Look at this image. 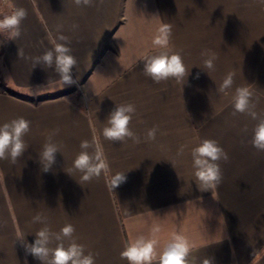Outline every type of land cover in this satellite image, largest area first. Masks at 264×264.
<instances>
[{"label": "crops", "instance_id": "1", "mask_svg": "<svg viewBox=\"0 0 264 264\" xmlns=\"http://www.w3.org/2000/svg\"><path fill=\"white\" fill-rule=\"evenodd\" d=\"M7 3L26 9L27 17L16 40L0 33V125L17 117L31 124L24 154L15 164L0 160V264H41L24 247L44 227L33 222L37 213L47 216L54 232L71 223L95 264H128L120 253L141 235H155L159 254L174 234L188 239V259L195 264L204 258L264 264V151L250 143L257 121L234 114L231 103L235 89L248 86L254 110L264 117L261 0H218L220 9L180 15L164 14L157 0H104L91 7L72 0ZM162 22L173 26L168 50L180 53L190 69L185 82L157 84L143 74L142 57L161 51L152 41ZM59 34L69 38L77 60L73 83L62 89L54 68H33L31 59L18 55L19 49L24 57L42 55L53 47L49 37ZM206 50L216 54L213 70L204 67ZM230 72L233 85L222 93ZM122 103L135 105L129 127L140 143L102 135ZM153 127L156 139L147 140ZM49 135L61 153L45 172L39 152ZM93 135L110 173L80 184L73 161L81 141L91 142ZM203 139L216 140L229 156L221 161L218 200L210 190L200 191L194 177L191 149ZM116 172H125L126 181L111 191L107 181ZM156 226L160 231L153 234Z\"/></svg>", "mask_w": 264, "mask_h": 264}, {"label": "clouds", "instance_id": "2", "mask_svg": "<svg viewBox=\"0 0 264 264\" xmlns=\"http://www.w3.org/2000/svg\"><path fill=\"white\" fill-rule=\"evenodd\" d=\"M76 6L91 7L97 2L104 0H72ZM27 17L26 9L13 7L10 14L0 18V33H8V40H16L21 36V24ZM172 24L161 23L157 29V34L153 38V45L161 51L154 55H145L143 74L150 77L154 83L174 79L178 83L185 82L189 75V70L180 53L170 52L169 42L172 34ZM53 47L46 50L42 55L36 57H24L19 49L20 58L31 59L35 68L37 65H44L47 68H54L59 75L61 89L65 84L73 83L72 69L77 66L76 58L71 54L72 49L68 46L69 38L59 34L55 38L49 37ZM202 56L204 67L213 70L215 53L205 51ZM233 73H228L219 87V91L226 93V90L233 85ZM91 77L89 78L90 81ZM253 92L250 87L242 86L235 89L232 96V107L235 113H247L256 120L257 123L252 129L251 145L257 151H264V117L258 115L254 110ZM64 99V98H63ZM136 112L132 103L116 104L114 110L109 114L106 125L102 129L104 139L112 142H125L132 139L135 143H140V138L129 127L133 115ZM31 122L24 117H17L9 122L0 125V160H10L15 164L29 147L24 137L30 131ZM158 128L153 127L147 131V140H155ZM185 145H181L179 152L183 154ZM81 151L73 161L72 168L81 174L80 184L99 179L102 174L106 177L110 173V165L104 150L98 140L93 135L92 141L83 140L80 143ZM61 153V145L52 141V135L48 136L47 142L39 152V162L43 171L47 172L55 163L56 153ZM192 167L194 177L200 191H211L214 199L218 198V189L222 182L221 161L228 162L229 156L216 140L203 139L191 149ZM70 174L69 172H67ZM126 181L125 172H116L110 176L107 183L111 191ZM47 216L37 213L33 217L34 223L44 224L35 233L34 243L25 242V251L41 261V264H95L96 257L92 252H87L83 244L76 242L74 236L75 227L71 223L65 224L58 232L52 231L47 226ZM160 231L159 226L153 229V234ZM18 239L24 236L18 234ZM67 241V244L65 243ZM55 243V247H52ZM159 241L153 235L147 238L143 235L128 241L120 253L121 259L127 260L128 264H195V261L188 259L192 245L188 239L180 234H174L167 242L163 250L157 254ZM202 264H212L210 258H204Z\"/></svg>", "mask_w": 264, "mask_h": 264}, {"label": "rangeland", "instance_id": "3", "mask_svg": "<svg viewBox=\"0 0 264 264\" xmlns=\"http://www.w3.org/2000/svg\"><path fill=\"white\" fill-rule=\"evenodd\" d=\"M160 4L161 9L164 11V14L167 12H175L176 15L187 14V11L194 12L195 10L204 11L220 9L218 0H157ZM232 1V0H229ZM137 2V0H135ZM230 5V4H229ZM247 5V3H246ZM251 5V4H249ZM261 10L264 9V0H261ZM166 12V13H165ZM264 23V21H263Z\"/></svg>", "mask_w": 264, "mask_h": 264}, {"label": "built area", "instance_id": "4", "mask_svg": "<svg viewBox=\"0 0 264 264\" xmlns=\"http://www.w3.org/2000/svg\"><path fill=\"white\" fill-rule=\"evenodd\" d=\"M12 11V6L8 5L7 0H0V18L4 15L10 14Z\"/></svg>", "mask_w": 264, "mask_h": 264}]
</instances>
